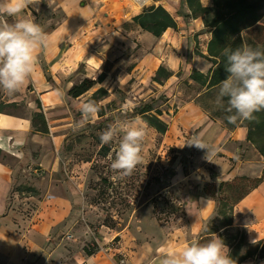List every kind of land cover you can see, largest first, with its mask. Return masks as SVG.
I'll use <instances>...</instances> for the list:
<instances>
[{"label": "rangeland", "instance_id": "374dc122", "mask_svg": "<svg viewBox=\"0 0 264 264\" xmlns=\"http://www.w3.org/2000/svg\"><path fill=\"white\" fill-rule=\"evenodd\" d=\"M57 1L37 0L24 13L37 20L50 18L56 15ZM162 1L148 0L136 9L131 0H123L138 14L150 6H161ZM177 1L180 4H174ZM183 1H169V13L174 20L177 16L192 17L183 11ZM15 21L16 17L5 16L0 22ZM132 25L124 24L122 30ZM200 34L199 39L195 36L194 52L198 56H202L200 51L206 50L205 44L210 39L207 28ZM258 39L264 40V33ZM150 51L148 41L136 37L133 44L117 48L98 68L79 65L76 84L85 78L97 83L78 98L67 95L55 110H44L31 94V86L24 85L12 96L0 91V127L19 123L26 127L24 121L29 123L24 134L15 131L0 138L6 147L0 151V164L10 172L9 179L0 185V192L4 193L0 225L11 231L8 237L0 238V264H6L12 256L19 257L18 264H73L88 252L92 256L108 257L114 264H125L136 245L161 240L168 231L186 223L179 198L167 187L172 183L177 163L194 159L197 148L184 141L171 143V130L164 134L156 132L134 109L149 103L151 114L160 112V120L168 126L179 103L195 99L204 89L198 83L191 89L182 71L177 72L172 83L161 77H157L158 82L153 81L156 60L147 64ZM113 54L117 56L113 58ZM99 89L104 90L101 98L90 100ZM216 91L217 88L196 98V102L210 114L223 115L225 112L212 103ZM86 101H94L99 112L95 120L77 129L75 125L81 120L79 109ZM42 118L45 133L36 131L42 128ZM137 119L147 126L142 161L130 176L113 179L110 157L115 158L119 140L110 145L101 144L100 134L116 121ZM261 176L264 180V171ZM253 183L242 181L235 188H224L219 198L231 205ZM216 214L215 210L213 218L205 224L206 233L209 227H219L221 217ZM226 214L233 222L228 209ZM238 227L245 231L240 253L247 249L257 251L242 264H264V228L258 233L261 240L250 244L246 228ZM31 229L44 234L45 244H28L26 236Z\"/></svg>", "mask_w": 264, "mask_h": 264}, {"label": "crops", "instance_id": "0c3cea01", "mask_svg": "<svg viewBox=\"0 0 264 264\" xmlns=\"http://www.w3.org/2000/svg\"><path fill=\"white\" fill-rule=\"evenodd\" d=\"M169 1L161 2V6L168 13L169 9L171 10ZM36 2L37 0H34L33 3ZM200 2L204 7L211 6V0ZM174 4H180V1ZM182 6L183 11L190 14L185 1ZM135 8L141 7L136 5ZM54 12L56 15L43 20L22 13L23 18L38 23L48 38L47 47L37 50L35 70L25 84L26 87H32L31 94L44 110H55L66 100L68 90L78 80L79 65H85L88 69L98 68L117 48L133 44L136 37L147 40L150 44L151 51L148 55L151 58L147 59V64H151L153 59L156 60L153 71L163 67L171 73L165 80L167 83L174 82L177 72L182 71L193 89L195 82L189 78L191 71L196 70L207 75L212 67V64L202 57L206 55L205 48L200 51L202 56L194 52L195 36L199 39L204 28L201 18L177 16L174 20L176 28L167 29L156 38L133 24L132 18L139 14L132 5L125 4L123 0H58ZM50 24L53 26L48 29L47 25ZM124 24L133 25L128 30H122ZM113 56L115 58L117 55ZM216 88L218 89V86L203 88L204 91L196 98ZM196 98L180 102L177 112L170 118L167 126V129L172 131L169 140L173 144H180V141L188 143L199 136L209 146V154L206 149L197 148L194 159L177 163L172 183L167 187L172 188L179 198L187 221L184 225L168 231L161 240L136 245V250L130 252L132 255L125 264H160L163 252L179 251L186 244L205 237L207 233L204 226L213 218L215 203L204 195V185L230 182L242 176L259 178L264 171V157L246 140L247 130L241 122L229 128L219 114L202 110ZM24 122L26 127H23L22 123L0 127V138L15 131L24 134L29 130V123ZM5 150V144L0 142V151ZM9 173L6 167L0 164V185L9 179ZM3 198L4 193L0 192V214L3 210ZM232 215L233 226L243 225L248 231L250 244L261 240L258 233L264 228V182L234 206ZM9 232L11 231L8 227L0 225V238L8 237ZM41 234L31 229L26 241L38 246L43 242L45 244L44 234ZM214 235L218 236L215 233L212 238ZM78 259L73 264H114L112 259L96 255H87L79 261ZM18 260V256H12L6 264H18Z\"/></svg>", "mask_w": 264, "mask_h": 264}, {"label": "clouds", "instance_id": "9594fccd", "mask_svg": "<svg viewBox=\"0 0 264 264\" xmlns=\"http://www.w3.org/2000/svg\"><path fill=\"white\" fill-rule=\"evenodd\" d=\"M34 0H0V21L5 16L16 17L14 23L0 22V91L12 96L28 82L35 70L38 49L47 47L48 38L42 27L31 19L23 18L24 10ZM227 77L219 82L212 101L216 109L227 115L225 119L236 124L251 121L255 113L264 110V48L242 45L224 47ZM81 120L75 127H84L95 120L99 107L94 101L80 106ZM147 126L137 120L116 121L100 134L101 144L110 145L119 140L110 168L113 179L130 176L142 161ZM188 146L206 149L209 146L199 136ZM185 145V144H184ZM183 145V146H184ZM180 146V147H183ZM160 264H236L224 241L215 236L206 242L193 241L181 250L163 252Z\"/></svg>", "mask_w": 264, "mask_h": 264}, {"label": "trees", "instance_id": "16d2710c", "mask_svg": "<svg viewBox=\"0 0 264 264\" xmlns=\"http://www.w3.org/2000/svg\"><path fill=\"white\" fill-rule=\"evenodd\" d=\"M211 1L210 7H204L199 0H185L190 15L192 17H201L204 27L210 33V39L206 46V56L202 57L209 61L212 67L207 75L192 70L189 77L193 82L198 83L202 88L206 89L219 86V82L228 75L225 71V59L221 55L224 47L231 46L232 48H236L248 45L264 48V40L258 39L260 34L264 33V0ZM132 22L142 31L156 38L160 37L167 29L176 28V22L173 17L160 5L148 7L141 14L133 17ZM170 76V72H167L163 67H159L153 81L158 82L157 77L167 79ZM96 83L97 81L85 78L80 83L73 85L68 90L67 95L73 99L78 98L91 90ZM102 94H104V90L99 89L93 93L90 100L98 96L101 98ZM134 111L150 127L154 128L156 132L164 134L167 131V124L159 118L160 112L151 114L152 108L149 103L139 105ZM226 115L224 113L220 116L229 128H233L239 123V121L236 124L229 123L225 119ZM254 115L255 119L242 121L241 124L247 130L246 140L254 145L260 155L264 157V110ZM35 116L41 117L40 114H35ZM41 121L42 128L36 129V131L45 133L47 130L43 118ZM249 180L254 182L251 188L236 197L233 204L228 205L224 200L219 198L224 188H235L240 182ZM249 180L247 177H236L230 182H221L217 185L206 184L203 187L204 195L214 201L215 210L217 211L216 215L221 218L219 219V227L213 228L208 225L209 231L207 235L198 241L206 242L212 238L213 234L217 233L218 237L226 244L229 254L236 264H242L257 254L255 249H247L244 253H240L244 247L245 231L242 228L234 227L231 217L226 214V210L228 209L232 215L234 206L249 194L251 190L264 182L262 176ZM246 246L250 247L248 244ZM87 255H91V253L88 252Z\"/></svg>", "mask_w": 264, "mask_h": 264}, {"label": "built area", "instance_id": "2783aa9c", "mask_svg": "<svg viewBox=\"0 0 264 264\" xmlns=\"http://www.w3.org/2000/svg\"><path fill=\"white\" fill-rule=\"evenodd\" d=\"M135 5H138L139 6V4L138 3H141V0H131ZM144 4H142L141 6H143ZM140 6V7H141Z\"/></svg>", "mask_w": 264, "mask_h": 264}, {"label": "bare ground", "instance_id": "6f19581e", "mask_svg": "<svg viewBox=\"0 0 264 264\" xmlns=\"http://www.w3.org/2000/svg\"><path fill=\"white\" fill-rule=\"evenodd\" d=\"M148 2V0H141V3H138L139 4V6H141L142 4H146ZM137 7H138V5H137Z\"/></svg>", "mask_w": 264, "mask_h": 264}]
</instances>
